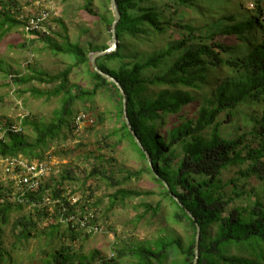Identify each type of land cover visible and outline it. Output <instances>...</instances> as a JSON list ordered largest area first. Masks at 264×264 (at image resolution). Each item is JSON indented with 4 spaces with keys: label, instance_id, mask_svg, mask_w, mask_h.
<instances>
[{
    "label": "trees",
    "instance_id": "16d2710c",
    "mask_svg": "<svg viewBox=\"0 0 264 264\" xmlns=\"http://www.w3.org/2000/svg\"><path fill=\"white\" fill-rule=\"evenodd\" d=\"M103 1L110 4L109 0ZM151 1L115 0L120 14L116 26L118 47L97 58L96 64L122 86L131 128L148 153L153 171L124 122L118 89L91 67L89 55L107 47L87 43L88 48H85L71 43L59 19L56 22L62 29V34L58 35L62 43L39 34L30 38L39 40L55 54L73 57V63L55 75L31 70L29 66L30 71L25 75H10V83L18 87L50 85L53 88L49 90L31 86L23 93L47 100L61 96V108L54 112L48 124L38 123L25 115L17 124L20 132L11 131L10 126L14 124L0 119V160L19 156L29 162L45 160V149L63 129L74 134V104L92 102L98 93L106 90L116 104L119 127L113 132L117 138L114 144L107 145L104 140L100 149H116L128 140L140 154L146 169H121L123 176L117 179L113 172L93 165L83 174L89 193L85 200H80L81 208L93 210L97 216L98 202L93 201V184L90 182L96 178L116 189L110 195L111 206L128 198L153 196V191L122 188L146 172L164 189L162 198L173 207V222L187 229V237L162 234L152 243L114 248L112 258L101 259L102 263L98 262L95 253L89 257L77 254L74 250L76 242L91 235L63 225L59 221L62 215L59 206L43 202L44 198H49L52 201L61 199L62 203L68 204V196L72 194L65 193V181H78V177L74 169L67 167L57 177L43 183L38 191L26 194L21 202L12 201L11 191L0 182V264H16L2 246L3 227L9 223L13 212L19 214L11 226L15 245L42 238L50 242L55 239L68 241V245L61 244L50 253H44L47 257L44 264H115L123 259L132 264H166L173 253L178 259L172 264H193L196 225L200 228L197 264H264V111L262 117L251 119L254 126L248 132L230 137L222 133L221 128L225 123L232 124L239 106L264 104V0H256L254 9L245 16L223 15L216 23L218 26L211 24L218 28L209 35L200 34L191 23L177 19L182 13L180 7L202 15L194 0H165L163 9L145 5ZM208 1L211 5L227 4L226 0ZM92 5L93 0H85L84 10L99 17L109 31L113 21L111 11L97 15ZM18 8L16 0H0V41L11 29L23 28L24 21L15 17ZM166 11L170 14L168 18ZM168 30L178 34L179 38L167 40L163 48L151 53L137 52L130 43H124L127 39L147 42L149 37L165 35ZM81 67L87 68L91 85L88 89L70 81L72 71ZM0 70L3 71L1 67ZM221 70H225L226 75L217 83L215 76ZM149 87L159 89L154 97L147 95ZM205 89H208L206 97ZM198 93L204 94L205 100L193 114L192 103L197 100L195 94ZM220 115L228 121L219 120ZM166 117L171 118V127L163 132ZM98 119L102 123L103 119ZM26 128L33 134V139L24 134ZM234 130L242 129L234 127ZM95 161L98 165L112 164L114 159L100 154ZM229 167L239 168L236 177L227 181L230 192L224 191L227 184L221 179L222 172ZM248 180L258 182L260 189L247 190ZM244 197L247 198L245 206H231ZM160 204L161 201L155 207L141 206L145 213L151 211L155 218ZM24 208L29 211L22 213ZM67 209L70 213L74 207Z\"/></svg>",
    "mask_w": 264,
    "mask_h": 264
},
{
    "label": "rangeland",
    "instance_id": "374dc122",
    "mask_svg": "<svg viewBox=\"0 0 264 264\" xmlns=\"http://www.w3.org/2000/svg\"><path fill=\"white\" fill-rule=\"evenodd\" d=\"M19 3L18 11L15 17L19 21H25L27 17L36 14L40 9L52 6L56 9L57 16L52 23V32L50 38L57 43H62L59 34L62 29L56 22L61 20L65 26L66 34L71 43H78L82 47L88 48L87 43L94 46H110L111 34L99 20V17L89 15L84 10L85 0H16ZM200 8L202 15L194 11L181 8V14L177 18L179 21L188 22L199 29V33L209 35L214 33L218 27V19L223 15L237 13L239 16L249 14L255 7L256 0H226L227 4H210L208 0H194ZM165 0H152L145 5H155L163 9ZM92 9L97 15L106 14L110 10V4L106 5L103 0H93ZM165 17H170L168 11ZM215 24L216 26H211ZM178 39V34L168 30L165 35L149 37L147 42H136L130 39L124 43L135 47L137 52L151 53L164 47L169 39ZM30 36L23 32L21 27L11 29L0 41V119L5 122L9 120L17 125L19 119L25 115L36 122L48 124L54 117V112L61 108L62 97L34 98L29 93H23L28 87H36L41 90H49L50 85L29 84L25 87L14 86L10 83V75H25L30 70L43 71L51 75L58 74L68 65L73 63V57L69 55L55 54L45 44L39 40H30ZM134 50V49H133ZM129 52V51H128ZM5 71V72H4ZM226 75L225 70L219 71L215 76L217 83L221 82ZM71 83H76L85 89L91 87L87 68L81 67L74 69L70 75ZM159 91L157 88L149 87L147 95H154ZM208 89H205L206 97ZM204 94H195L197 100L192 103L193 114L198 112L204 104ZM73 115L77 113H86L95 119L93 126H83L79 132L72 133L68 129H63L60 136L53 142H50L45 149L46 160L55 167L51 177H57L63 169L70 167L74 169L78 181H65V193L79 197L81 201L85 200L89 189L83 182V174L89 172L93 165L99 169H104L109 173L113 172L117 179H121V169L123 171H138L146 169L140 154L136 151L130 141L126 140L118 148L100 146L106 141L107 145H113L116 136L113 132L118 129L119 122L116 119V104L111 100L108 91L104 90L94 98L92 102H76L72 108ZM264 104L261 105H241L234 112L232 124L225 123L222 133H227L232 137L242 132H248L254 126L251 119L260 118L263 115ZM98 117L102 118V123ZM170 117L165 118V125L161 129L163 132L171 127ZM219 120L228 121L224 115H220ZM233 127V130L232 128ZM241 127V131L234 130ZM24 134L33 139V134L28 128L24 129ZM101 144V145H100ZM104 154L107 158L114 159L112 164L107 162L100 163L95 161L97 155ZM3 161L0 160V182L4 185L8 183L9 177L3 171ZM238 167H229L221 174V179L227 184L224 191L230 192L228 180L235 178ZM5 174V175H4ZM50 181V179H49ZM48 181V182H49ZM93 184V201L98 202L97 216L98 223L101 226V232L85 238L82 242H76L74 250L77 254L89 257L90 254H97L98 262L101 259L112 258L114 248L120 249L128 245L148 244L156 241L160 235L164 234L171 237L186 238L188 233L183 225L173 222V207L167 199L162 198L164 189L157 184L148 173H144L139 179L128 181L122 188L134 191H153V196L128 198L124 202L117 201L111 206V198L115 188L109 186L105 181L96 178L90 181ZM250 188L260 189L259 183L254 180H248ZM158 216L152 218V212L145 213L141 205L149 204L155 207L160 202ZM247 204V198L237 199L231 206L239 207ZM28 208H24L22 213H27ZM19 214L13 212L9 217V223L3 227L2 246L7 254L16 264H44L47 259L44 253H50L53 248L61 244L68 245L66 239L58 241L55 239L50 242L45 238L30 240L23 245H15V238L12 236L11 226L15 217ZM81 247V248H80ZM178 258L173 253L170 254L166 264H172ZM97 262V260H96ZM7 264V263H6ZM115 264H132L128 259L119 260Z\"/></svg>",
    "mask_w": 264,
    "mask_h": 264
},
{
    "label": "built area",
    "instance_id": "2783aa9c",
    "mask_svg": "<svg viewBox=\"0 0 264 264\" xmlns=\"http://www.w3.org/2000/svg\"><path fill=\"white\" fill-rule=\"evenodd\" d=\"M56 9L52 6L40 9L36 14H32L24 21L23 32L31 36L39 34L41 36H50L52 32L51 21L56 18ZM95 119L86 113H77L73 118V132L77 133L83 126H93ZM11 131L20 132L18 125L10 126ZM3 161V171L9 177L5 187L11 191L10 199L21 202L23 197L40 189L43 183H46L54 172V166L48 160L29 162L22 157H13L1 159ZM4 174V175H5ZM46 205L55 204L61 209L59 221L66 227L81 230L83 233L94 236L101 232V226L96 221V214L93 210H83L80 199L75 195L68 196L67 205L61 202V199L55 201L44 198ZM68 207H74V210L68 213Z\"/></svg>",
    "mask_w": 264,
    "mask_h": 264
},
{
    "label": "water",
    "instance_id": "95a60500",
    "mask_svg": "<svg viewBox=\"0 0 264 264\" xmlns=\"http://www.w3.org/2000/svg\"><path fill=\"white\" fill-rule=\"evenodd\" d=\"M110 1V11L112 13L113 16V21L111 24V28L109 30L110 34H111V45L108 46L106 49L104 50H100V51H96L93 52L89 55V61L91 64L92 69L98 74L100 75L102 78L106 79L108 82L113 83L116 88L118 89L121 97H122V112H123V118H124V122L127 125L128 130L130 131L132 138L134 140V142L137 144V146L143 151L146 161L149 165V168L151 169V171H153V167L149 158L148 153L144 150L139 138L137 137L136 133L132 130L128 116H127V110H126V97H125V92L122 88V86L117 82L116 79H114L113 77H111L110 75L104 73L103 71H101L96 64V60L99 57H102L104 55L110 54L112 52H114L115 50H117L118 47V40H117V34H116V26L120 20V14H119V10L117 7V4L115 2V0H109ZM199 238H200V228L198 225H196V238H195V259L193 264H197V259H198V245H199Z\"/></svg>",
    "mask_w": 264,
    "mask_h": 264
}]
</instances>
